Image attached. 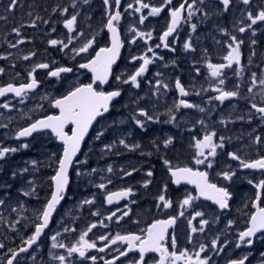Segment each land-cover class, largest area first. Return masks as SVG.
I'll use <instances>...</instances> for the list:
<instances>
[{
	"label": "flooded vegetation",
	"instance_id": "af4514ba",
	"mask_svg": "<svg viewBox=\"0 0 264 264\" xmlns=\"http://www.w3.org/2000/svg\"><path fill=\"white\" fill-rule=\"evenodd\" d=\"M181 2L183 0H172L171 5L165 6L160 14L150 15L151 7L160 6L163 0H141V3L150 5L141 12L135 11L140 7L136 0H121L118 9L114 0H109V5H105L104 0H87V3L85 0H18L11 10L9 0H0V17H3L0 18V68L4 69L0 73V87L10 83L19 87L28 83V73L35 65H49L48 69H36L34 76L38 87L28 91L27 95L16 97L14 93H7L0 97V147L17 149L0 158V200L3 201L0 204V244L4 245L0 248V264H7L11 256L9 249L18 252L19 248L27 247L24 241L34 232L39 212L51 197V177L63 152L62 142L50 130L22 139L17 137V133L38 118L58 115L59 110L54 107L55 99L67 95L76 86L92 83L93 74L80 65L90 61L100 48L109 47L106 24L109 15L117 10L121 12V20L116 25L121 40L120 54L112 65L108 81L103 84L97 81L93 86L98 91L119 90L121 95L114 98L109 110L98 116L90 126L69 170L64 199L57 205L49 227L27 252H18L14 264H60L52 258L54 255H65L67 264H104L108 260L113 264H130L139 259L138 249L129 251L126 242L117 241L116 244L109 243L101 252L99 249L106 241L98 238L106 236L111 239L117 234L129 233L143 236L144 230L154 221L169 217H177L176 223L169 227L165 240L169 251L172 250L171 238L175 236L177 251L187 249L194 255L201 244L208 245L201 257L207 255L210 264H229V261L245 256L248 257L245 264H264V230L252 238L251 245L238 239L239 233L248 226L251 214L256 211V203L264 207V190L256 188V184L264 180V170L241 168L239 161L228 155L235 152L246 161L264 156V120L251 108L252 103L264 106L261 95L264 86L259 84V79L264 78V23L258 22L253 29L246 28L243 33L238 30L250 23L247 11L255 12L264 6V0H251L249 5H244L242 0H231L227 11L220 0H196L193 5L195 14L190 20H181L166 41L169 47L165 48V41H161L160 36L170 22L169 8L178 7ZM187 2L192 3V0ZM128 4L133 7L129 9ZM65 8L67 12L63 11ZM72 15H76L77 19L70 33L64 21ZM142 15L146 17L143 24L140 23ZM183 16L187 17V9ZM34 20L36 23L33 26ZM192 24L196 25L195 30ZM13 28H19L20 34L13 32ZM133 28L146 34L151 32V38L136 37L133 42L135 33L130 31ZM231 36L243 41L240 45V64L234 63L232 67L225 68L221 77L225 83L218 85L219 78L211 77L207 64L227 63L223 58L228 53ZM70 37H75L71 43ZM93 38L88 52L73 51ZM52 39L62 40L68 47L49 44ZM18 40L24 42L17 44ZM185 42H190L192 47L185 49ZM12 44L16 47H11ZM149 48L152 52L148 51ZM29 53L35 55L24 60L23 57ZM144 55L152 63L138 77L139 87L130 81L123 83L143 62L142 59L134 61L132 57ZM60 67L71 68L72 71L61 73L59 77L48 74ZM253 73L257 77L255 84L252 83ZM116 76H120V81L116 80ZM177 79L187 96H182L175 87ZM157 80L168 85L167 89L159 87L162 94H158ZM217 86L225 91H238L239 95L223 102L216 100L219 93L214 89ZM180 99L197 107L181 106L177 109ZM149 101L161 103V111L152 112ZM36 102L46 104L41 112L30 113L28 108ZM4 103L10 106L4 108ZM200 108L204 111L201 112ZM140 110L152 117L155 115V126L148 125L153 122H146L145 117L139 116ZM133 116L144 121L143 129L136 125ZM71 128L72 125H68L65 131L70 134ZM101 132L103 135L96 139ZM210 132L216 133L214 143L219 144L220 138H224V146L217 149L215 157H209L211 168L207 164L195 163V142ZM257 136L261 137L259 143L255 142ZM169 138L172 143L165 146L164 141ZM121 139L129 147L121 145ZM24 144L28 147H22ZM136 144L139 147L132 148ZM105 145H110L111 149H106ZM208 151L205 149L206 154ZM165 159L173 167L207 171L210 183L226 187L231 193L228 208L220 209L214 201L199 196L196 186L187 181L175 184L168 166L163 163ZM33 161L36 163L33 164ZM77 165L85 167L91 176L74 180L70 173ZM228 170L235 172L231 180L219 175ZM148 171H152L151 177L147 175ZM126 172H131V175H125ZM146 181H150L147 186ZM101 183L105 184V188L99 187ZM128 188L132 189L129 196L107 203L109 193ZM258 191L261 192L259 202L256 201ZM161 194L172 201L171 207H158ZM189 194L197 199L182 209L181 202ZM85 200H92L93 203L85 204ZM125 211H128L127 216L123 215ZM181 211L184 216L179 215ZM197 211L209 221L203 226V232L191 231L192 227H201V217L192 219ZM113 212L116 216L107 219ZM190 219L191 225L188 223ZM229 221L233 223L229 225ZM92 224L97 227L85 239L94 241L97 247L88 249L85 257H80L78 253L68 257L67 248L76 244L80 234ZM65 228L69 231H64ZM56 233H60L56 242L66 247L52 248L51 237ZM217 237L219 250L214 251L211 241ZM237 244L240 246L237 247ZM120 251H126L127 256H119ZM91 256L97 257L95 262L90 259ZM158 259L159 253L145 254L146 264H155Z\"/></svg>",
	"mask_w": 264,
	"mask_h": 264
},
{
	"label": "snow or ice",
	"instance_id": "6c2138e0",
	"mask_svg": "<svg viewBox=\"0 0 264 264\" xmlns=\"http://www.w3.org/2000/svg\"><path fill=\"white\" fill-rule=\"evenodd\" d=\"M18 0H9V10L15 8L17 5ZM137 3L140 4V7L135 8L136 12H141L144 8H149V4L141 3V0H136ZM223 5L225 11L228 10L231 0H220ZM87 3V0H85ZM114 3L117 9L120 6L121 0H114ZM172 0H163V3L158 7H151L150 15H158L162 12L165 6H170ZM196 3V0H192V3H188L187 0H183L179 4L178 7L169 8L170 14V22L168 23L166 30L160 36L161 41H165L163 46L168 48L169 45L166 43L169 36H171L177 29V26L180 24L181 20H190L191 17L195 14V10L193 9V5ZM244 5H249L251 0H242ZM105 5H109V0H104ZM127 7L131 9L133 7L132 4H128ZM187 9V17L183 16V13ZM63 11L67 12V8L63 9ZM207 15V13H205ZM3 18V17H0ZM39 19V18H38ZM76 15H72L70 19H66L64 21L65 27L71 33L73 31L75 22H76ZM146 17L143 15L140 16V23L143 24ZM121 20V12L119 10L115 11L114 13L109 15L107 20L106 27L111 33V46L100 48L96 55L87 63L81 64V68L90 69L93 77L92 83L82 84L79 86L74 87L71 91L67 93V95L62 96L61 98L55 99L54 107L59 110L58 115H47L43 119H38L35 122L31 123L28 127L23 128L17 133V137H28L32 135V133L42 130V129H50L52 133L55 134L56 138L63 142V154L58 159V166L55 171V175L51 177V181L53 183V191L51 192L50 199H47L43 209L39 212L37 217V223L34 225V232L31 236L28 237L24 244L27 247L19 248L18 252L23 253L27 252L28 248L32 245L36 244L39 238L41 237L42 233H44L45 229L49 227L50 221L53 218L54 212L57 210V205L60 204L61 200L64 199V193L66 188L69 184V168L73 164V158L77 155V153L81 150V142L84 140L85 135L88 133L90 126H92L93 121L96 120L98 116H101L103 113L109 110L110 103L114 100V98L119 97L121 92L119 90H113L105 92L103 90H97L96 87L93 85L96 82H100L101 84L106 83L108 81L109 76L112 73V65L116 62L117 57L120 54L121 48V40L120 34L117 28V22ZM247 20L250 21L246 25V27H240L238 30L239 32L243 33L247 29H253V26L256 25L258 22L264 23V6L259 7L255 12L249 10L247 11ZM36 21L32 22L33 26L35 25ZM47 23V21H45ZM192 29L195 30L196 25H191ZM135 34L133 36V42H135L136 37H145L151 38V32L144 33L139 31L138 29H130ZM225 31L226 30H222ZM13 32H16L17 35L20 34L19 28H13ZM255 34V30H253V35ZM75 37L69 38V43L72 42V39ZM231 43H228V53L224 56V60L227 61L226 64H213L209 62L207 64L208 69L210 70V75L213 78L218 79V85H224L225 80L222 77L223 70L225 68H230L235 63L237 65L240 64L241 59V52H240V45L243 41H238L236 36H231ZM23 40H18L17 44L23 43ZM94 42L93 39H89L86 43L83 44L78 50L73 49L74 52L78 53H86L88 52L89 48L92 47ZM253 44L256 43L255 40L252 41ZM51 45H63V48H67L68 44L64 43L62 40L52 39L49 41ZM11 47L15 48L16 44H12ZM159 47V45H157ZM192 45L190 42H185L184 48L189 49ZM149 52H152V49H148ZM35 53H29L23 57L24 60H28L31 56H34ZM155 55V53H153ZM142 59V63L140 64L139 68L135 71L134 74L130 75L128 80H124L123 83H128L129 81L139 87L138 84V77L142 76L148 68V65L152 63V60L147 56L144 55L142 57L133 56L132 60ZM49 65L46 63H40L35 65V67L28 73L30 77V82L23 83L19 87L14 86L13 84H8L5 87H0V97L5 96L7 93H14L16 97H22L27 95L28 91L36 89L38 87V81L36 80L34 73L36 69H48ZM4 69L0 68V73H2ZM71 68L67 67H60L55 69L54 71H49V75L52 77H59L61 73L64 72H71ZM237 74H239V69H237ZM159 75V74H157ZM120 76H116V80L120 81ZM257 82L256 73L252 74V83L255 84ZM156 84L159 87H163L167 89V84H162L160 80L156 81ZM259 84L264 86V78L259 79ZM175 87L179 89V92L182 96H187L188 93L185 91V88L181 84L180 80L177 79L175 82ZM238 87V86H237ZM219 93L215 97L216 100L223 102L224 100L236 97L239 95L238 91H225L223 88L217 86L215 89ZM252 89L249 88V92ZM262 99H264V89L261 92ZM4 108H8L10 105L8 103H4L2 105ZM185 108H192L197 107V105H193L188 103L184 99H180L179 103L176 105V108L179 107ZM251 108L256 110L262 120H264V106L258 107L256 103L251 104ZM200 111L203 112L204 109L200 108ZM139 116L145 117L148 121L153 120V117L148 115V113L144 110H140ZM175 117H173L174 119ZM251 118V117H250ZM136 125H138L141 129L145 127L144 121L133 116ZM201 123H203L201 121ZM72 125L71 128V135L65 131L66 126ZM103 133H99L96 139H100ZM216 133L210 132L203 136L202 139H197L195 142V148L197 149V158L195 163L197 165L200 164H207V167H212V160L209 157H215L217 154V149L222 148L224 146V138H220V143H214V137ZM261 141V137L257 136L255 138V142L259 143ZM121 145L125 147H129L124 139L119 141ZM172 143V139L169 138L164 141L165 146ZM22 147L27 148L28 145L24 144ZM139 145H133L132 148H138ZM106 149H111L110 145H105ZM205 149L209 151L207 154L205 153ZM17 149L15 148H7V147H0V158H3L9 152H15ZM55 155V154H53ZM228 155L236 161H239V165L241 168L245 169H261L264 170V156L259 157L258 159L246 161L242 159L239 155L235 152L228 153ZM202 157V158H201ZM86 162V161H85ZM33 164L36 162L33 161ZM163 163L168 166V171L171 174V178L173 179L174 183L179 185L181 181H187L190 184L196 186L198 190L199 196H204L212 201H214L220 209H226L229 206V200L231 198V193L229 192L228 188L226 187H219L217 184L210 183L208 179V172L207 171H199L193 170L190 167H173L170 162L165 159ZM95 171V169H93ZM108 171L111 172L112 168L109 167ZM135 171V169H133ZM80 175V173H77ZM15 176L16 173H13ZM125 175H131V172H126ZM147 175L151 177L153 175L152 171H148ZM225 180H231L232 177L235 175L233 171H223L219 173ZM111 181H109L110 183ZM150 181L145 182V186ZM251 183V181H249ZM100 188H105V184L101 183L99 185ZM256 188L259 190H264V180L259 181L256 184ZM167 189V185H165V190ZM132 189H123L118 192L109 193L107 196V203L111 204L114 200H119L123 197H127L131 194ZM29 193H25L28 195ZM197 199V197L189 194L186 195L185 198L181 202V208L188 207L192 204V202ZM261 199V192L258 191L256 195V201L259 202ZM158 200L161 202L158 204V207L162 206L163 208L167 209L171 207L172 201L167 199L164 194L159 195ZM3 201L0 200V204ZM85 204L93 203L92 200H85ZM256 211L253 212L250 216L248 226L244 231L239 233L238 239L240 242H246L247 244L251 245L253 243V237L258 233L264 230V207H260L259 203H256ZM95 215V213H94ZM124 216L128 215V211L123 213ZM180 216H184V212L181 211L179 213ZM202 212H195L192 219L196 217H201L200 224L201 227L197 229L196 227H192L191 231L196 232L204 231V227L209 224L208 220L203 219ZM116 216V213L113 212L107 219L111 220L113 217ZM192 219L188 221L189 225L192 223ZM177 217H169L166 220H156L152 224H150L145 231V234L137 235L135 233H129L126 235L117 234L114 238L109 239L106 236H100L98 239L102 241H106L104 247L100 248L99 251L103 252L104 248L108 247V244H116L117 241L126 242L127 249L129 251L133 249H138L139 251V259L130 262V264H146L145 261V254L150 252L159 253V259L155 262V264H178V262H182V264H210V258L205 255V257H201V253L205 252V249L208 245L201 244L199 246V251H196L193 254H190L187 249L177 251L176 250V238L172 236L171 238V248L172 250L169 251V247L166 246L165 240L167 237L168 229L170 226L176 223ZM103 223L102 221L100 222ZM233 221H229L228 224L231 225ZM97 227L96 224L90 225L86 231L82 232L79 236V239L76 244L72 245L71 247L67 248V256L71 257L73 253H78L80 257H85L86 252L88 249L96 248V243L89 242L85 237L88 235L89 232L92 231L93 228ZM64 231H69V229L65 228ZM74 231V229H73ZM60 233H56L51 237L53 241L52 248H64L66 247L63 243H57V236ZM247 238V239H246ZM218 237L211 241V248L214 251H218ZM240 245L237 244V247ZM4 245L0 244V248H3ZM11 253L10 258L7 260V264H14V261L17 258L18 252L12 251L9 249ZM51 254V253H50ZM126 251H120L119 256H127ZM264 256V254H262ZM54 260H58L60 264H67V257L65 255L53 256ZM90 259L95 262L97 257L91 256ZM115 259H119L116 257ZM248 259L247 256L229 261V264H245V261ZM104 264H113V261L108 260L105 261Z\"/></svg>",
	"mask_w": 264,
	"mask_h": 264
},
{
	"label": "rangeland",
	"instance_id": "374dc122",
	"mask_svg": "<svg viewBox=\"0 0 264 264\" xmlns=\"http://www.w3.org/2000/svg\"><path fill=\"white\" fill-rule=\"evenodd\" d=\"M161 74V73H160ZM149 91V90H148ZM155 94H157V92H154ZM158 94H162L161 90H158ZM150 102V101H149ZM46 103H40V102H36L35 105H32L31 107L28 108V111L30 113L36 114L39 111L41 112L42 107L45 105ZM161 103H156V102H150L148 105L151 108L152 112H159L161 111V109L159 108ZM204 119V118H203ZM156 117L154 115L153 120H151L153 123L150 124L148 123V125H152L155 126L156 124ZM205 120V119H204ZM148 120H146L147 122ZM169 126V125H168ZM39 141H43V140H39ZM80 173V175H78L77 173ZM73 176L74 180H77L78 177H90L91 174L89 172H87V169L85 167H81V165H77L74 166L72 168V171L70 173Z\"/></svg>",
	"mask_w": 264,
	"mask_h": 264
},
{
	"label": "water",
	"instance_id": "95a60500",
	"mask_svg": "<svg viewBox=\"0 0 264 264\" xmlns=\"http://www.w3.org/2000/svg\"><path fill=\"white\" fill-rule=\"evenodd\" d=\"M106 31L108 32V34H109V41H110V45H109V47L111 46V33H110V31L107 29V27H106ZM117 59H118V57H117ZM117 59H116V61H117ZM90 70V69H89ZM91 71V70H90ZM92 73V72H91ZM59 114V113H58ZM44 117H42V118H38V119H43ZM37 119V120H38ZM36 121V120H35ZM34 121V122H35ZM29 126V125H28ZM28 126H26V127H28ZM26 127H24V128H26ZM73 127V126H72ZM90 129V128H89ZM22 130V129H21ZM45 130H50V129H42V130H38V131H36V132H34V133H39V132H42V131H45ZM51 131V130H50ZM34 133H32V134H34ZM54 134V133H53ZM55 135V134H54ZM69 135H71V133L69 134ZM87 135V134H86ZM86 135H85V137H86ZM31 136V135H30ZM29 137V136H28ZM28 137H20L21 139L22 138H28ZM58 139V138H57ZM85 139V138H84ZM58 141L59 142H62V141H60L59 139H58ZM83 142V141H82ZM82 142H81V145H82ZM62 144H63V142H62ZM62 154H63V152H62ZM79 154V152L77 153V155ZM76 155V156H77ZM76 156L73 158V161H74V159L76 158ZM70 168H71V166H70ZM70 168H69V170H70ZM55 175V174H54ZM108 196V195H107ZM106 199H107V197H106Z\"/></svg>",
	"mask_w": 264,
	"mask_h": 264
}]
</instances>
